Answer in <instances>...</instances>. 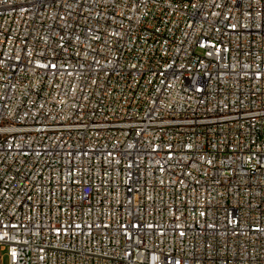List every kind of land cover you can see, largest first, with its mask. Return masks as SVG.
I'll use <instances>...</instances> for the list:
<instances>
[{
  "label": "built area",
  "instance_id": "1",
  "mask_svg": "<svg viewBox=\"0 0 264 264\" xmlns=\"http://www.w3.org/2000/svg\"><path fill=\"white\" fill-rule=\"evenodd\" d=\"M264 264V0H0V264Z\"/></svg>",
  "mask_w": 264,
  "mask_h": 264
},
{
  "label": "rangeland",
  "instance_id": "2",
  "mask_svg": "<svg viewBox=\"0 0 264 264\" xmlns=\"http://www.w3.org/2000/svg\"><path fill=\"white\" fill-rule=\"evenodd\" d=\"M2 264H6V258H3Z\"/></svg>",
  "mask_w": 264,
  "mask_h": 264
}]
</instances>
